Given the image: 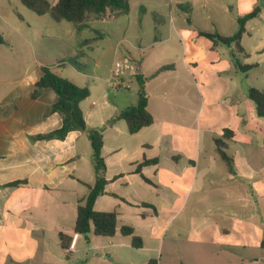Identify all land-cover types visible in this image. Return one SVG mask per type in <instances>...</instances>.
Segmentation results:
<instances>
[{
  "label": "crops",
  "instance_id": "obj_1",
  "mask_svg": "<svg viewBox=\"0 0 264 264\" xmlns=\"http://www.w3.org/2000/svg\"><path fill=\"white\" fill-rule=\"evenodd\" d=\"M132 1L127 14L92 15L82 29L73 23L71 28L48 23L42 38L53 41L54 54L46 59L34 56L28 8L20 0H0V264H64L59 233L76 234L78 206L96 180L85 133L32 140L62 126V118L52 111L57 101L53 90L45 88L32 98L43 66L90 90L80 106L88 128H104L108 181L94 209L118 213L114 236L130 226L145 248L146 233H160L179 220L188 225L195 246L223 253L217 258L229 264H264V118L248 97L250 88L264 91V0L233 2L232 8L239 7L237 23L260 9L247 21L241 39L247 56L234 46L214 48L198 35L200 29L178 27L173 17L163 31L152 27L158 34L141 47L134 38L140 40L136 34L147 9L139 4L138 17L132 20ZM173 1L167 0L169 9ZM230 28L220 35L238 30ZM163 53L168 60L158 62ZM234 55L256 67L241 72ZM67 58L74 62L62 61ZM117 61L132 70L114 78ZM136 74L145 79L154 122L130 134L124 120L107 125L137 104ZM130 85L137 87L132 96L115 91H130ZM225 129L234 132L225 150L233 159V171L216 152L215 139ZM145 160L157 162L137 173ZM17 181L18 186H8ZM122 236L117 244L134 249L131 237ZM82 237L78 234L76 249Z\"/></svg>",
  "mask_w": 264,
  "mask_h": 264
},
{
  "label": "trees",
  "instance_id": "obj_2",
  "mask_svg": "<svg viewBox=\"0 0 264 264\" xmlns=\"http://www.w3.org/2000/svg\"><path fill=\"white\" fill-rule=\"evenodd\" d=\"M24 6L35 14L42 16L49 14L50 17L56 22H70L77 26L78 29L85 27V21L89 15L101 16L107 11L117 12L119 14H127L130 10V0H57L55 4H51L48 0H20ZM187 13L190 14L191 6L180 5ZM259 8H255L249 14L238 19V30L231 36H222L217 32H206L198 30V35L210 40L213 47L219 45L231 47L234 46L239 54L247 56L242 45L241 39L246 32L247 21L258 16ZM190 23V18H188ZM4 43V39L0 36V44ZM63 62L73 63L72 58L62 60ZM60 61V62H62ZM234 65L241 72H247L256 67V65L243 64L237 59L236 55L233 56ZM167 67H163L161 70ZM42 76L36 82L32 98L36 99L41 94L42 90L49 88L57 95V101L52 106V111L58 113L62 118V126L59 129L53 130L46 134H40L32 137V140H64L68 133L72 131H80L85 133L93 149V167L95 172V183L89 186V193L78 206L77 217L74 226V233L82 235L87 238L91 232L95 236L112 237L116 234L118 224V213L116 211L99 212L94 209L96 200L105 194L107 180L105 177L106 165L102 156L103 148V133L104 128L90 129L88 128L84 119V114L80 106L81 102L89 97L90 90L87 87H79L70 80L62 78L55 74L51 67H42ZM139 83L138 102L135 106H131L114 118H112L107 126L112 125L116 120H124L128 132L136 134L141 129L153 124L154 118L148 111V97L144 90V81L139 74H136ZM248 97L254 102L257 115L264 118V91L255 88L248 90ZM234 132L229 129L223 131V137L215 139L216 152L220 158L225 162L229 171H233V159L227 155L226 140H231ZM157 160H145L137 166L136 172L141 173V168L145 165L155 163ZM143 179L150 183V181L143 177ZM21 182H13L8 186H18ZM120 232L124 236L131 237V246L134 249L143 247V240L140 236L136 235L135 230L130 226H122ZM73 239V236L65 233H59L60 246L66 250ZM261 248L264 249V240L262 241Z\"/></svg>",
  "mask_w": 264,
  "mask_h": 264
},
{
  "label": "rangeland",
  "instance_id": "obj_3",
  "mask_svg": "<svg viewBox=\"0 0 264 264\" xmlns=\"http://www.w3.org/2000/svg\"><path fill=\"white\" fill-rule=\"evenodd\" d=\"M51 4H55L57 0H48ZM235 0H174L171 2V9L167 7V0H134L131 2L130 18L136 20L138 17V6L142 4L147 12L141 14L143 26L138 30L136 35L140 36V40L134 38V43L140 44L141 47L147 46L152 42L154 36L159 31L164 30V24L171 23V17L176 20L178 27L191 29H200L207 32H217L221 30L225 33L232 31L230 26L237 28L238 23L236 16L239 7H233ZM180 4L186 6L192 5V11L187 13ZM158 14L159 18L156 19ZM92 15H89L91 17ZM29 25L28 37L33 44L36 58L44 56L49 58L54 54L53 41L51 39L42 38L47 34L48 23L54 25H69L72 23L63 21H54L49 14L39 16L27 9V17H25ZM190 18L191 23H189ZM157 26V31H153L152 27ZM167 28V26H166ZM207 42V40H203ZM166 46V45H165ZM163 46V48L165 47ZM208 55L207 53H205ZM139 55V54H138ZM31 55V57H34ZM158 62H166L167 55L163 53L157 59ZM80 63V62H79ZM125 97L132 96L136 93V85H130L128 90H115ZM126 100L128 98H125ZM122 235L117 234L114 237L95 236L92 232L87 238L82 237L77 245L75 253L68 255L62 254L64 264H229L217 257L223 253L216 252L215 249L209 247L195 246L191 240L192 233L188 225L175 221L169 228L163 227L158 233L156 230L144 237L145 248L129 249L121 247L117 243L122 241ZM227 256V255H225ZM109 258V259H108Z\"/></svg>",
  "mask_w": 264,
  "mask_h": 264
},
{
  "label": "built area",
  "instance_id": "obj_4",
  "mask_svg": "<svg viewBox=\"0 0 264 264\" xmlns=\"http://www.w3.org/2000/svg\"><path fill=\"white\" fill-rule=\"evenodd\" d=\"M129 70H132V67L128 63L117 61L113 69L114 78L123 75L126 71ZM77 239H78V234H74L70 246L65 250L68 255H71L76 252Z\"/></svg>",
  "mask_w": 264,
  "mask_h": 264
}]
</instances>
